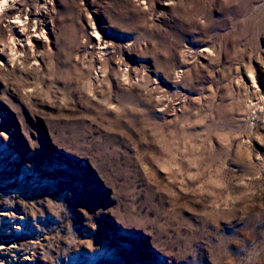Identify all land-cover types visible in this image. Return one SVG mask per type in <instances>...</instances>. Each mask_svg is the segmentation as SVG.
Listing matches in <instances>:
<instances>
[{
  "label": "rangeland",
  "instance_id": "obj_1",
  "mask_svg": "<svg viewBox=\"0 0 264 264\" xmlns=\"http://www.w3.org/2000/svg\"><path fill=\"white\" fill-rule=\"evenodd\" d=\"M16 4L45 40L0 24V207L33 263L264 264V0Z\"/></svg>",
  "mask_w": 264,
  "mask_h": 264
},
{
  "label": "bare ground",
  "instance_id": "obj_2",
  "mask_svg": "<svg viewBox=\"0 0 264 264\" xmlns=\"http://www.w3.org/2000/svg\"><path fill=\"white\" fill-rule=\"evenodd\" d=\"M46 17L22 14L16 4V0H0V24L6 22L11 28V33L17 39L11 41L13 46L20 52L33 50L45 40L41 31V24L36 20L44 21ZM43 19V20H42ZM101 27V26H100ZM90 40L100 51L106 47V40L96 31L95 27L90 28ZM6 55L0 50V65L6 63ZM14 61V60H12ZM5 173H0V188L9 184ZM10 179V178H9ZM18 218L7 208L0 207V264H35L28 252L20 248V235L23 231Z\"/></svg>",
  "mask_w": 264,
  "mask_h": 264
}]
</instances>
